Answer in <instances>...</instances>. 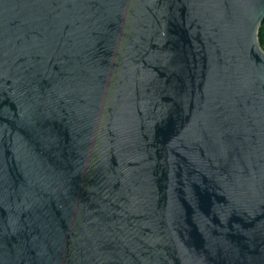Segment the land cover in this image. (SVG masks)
Here are the masks:
<instances>
[{"label":"water","instance_id":"95a60500","mask_svg":"<svg viewBox=\"0 0 264 264\" xmlns=\"http://www.w3.org/2000/svg\"><path fill=\"white\" fill-rule=\"evenodd\" d=\"M264 0H0V264H264Z\"/></svg>","mask_w":264,"mask_h":264},{"label":"trees","instance_id":"16d2710c","mask_svg":"<svg viewBox=\"0 0 264 264\" xmlns=\"http://www.w3.org/2000/svg\"><path fill=\"white\" fill-rule=\"evenodd\" d=\"M258 41H259V44L261 46V48L263 49L264 51V20L260 26V30H259V33H258Z\"/></svg>","mask_w":264,"mask_h":264}]
</instances>
